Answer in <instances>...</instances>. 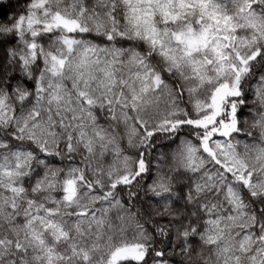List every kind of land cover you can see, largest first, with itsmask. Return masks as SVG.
<instances>
[{
    "label": "snow or ice",
    "instance_id": "6c2138e0",
    "mask_svg": "<svg viewBox=\"0 0 264 264\" xmlns=\"http://www.w3.org/2000/svg\"><path fill=\"white\" fill-rule=\"evenodd\" d=\"M0 264H264V0H0Z\"/></svg>",
    "mask_w": 264,
    "mask_h": 264
}]
</instances>
